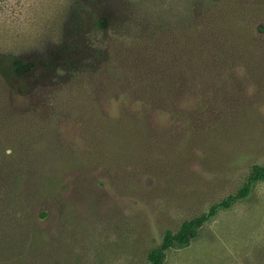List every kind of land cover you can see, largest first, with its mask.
Listing matches in <instances>:
<instances>
[{
  "label": "rangeland",
  "instance_id": "obj_1",
  "mask_svg": "<svg viewBox=\"0 0 264 264\" xmlns=\"http://www.w3.org/2000/svg\"><path fill=\"white\" fill-rule=\"evenodd\" d=\"M6 56L0 264H149L264 167V0H0ZM164 264H264V182Z\"/></svg>",
  "mask_w": 264,
  "mask_h": 264
},
{
  "label": "trees",
  "instance_id": "obj_2",
  "mask_svg": "<svg viewBox=\"0 0 264 264\" xmlns=\"http://www.w3.org/2000/svg\"><path fill=\"white\" fill-rule=\"evenodd\" d=\"M3 66L6 75L9 74L15 79L22 77L27 70L25 69L27 65L24 66L17 59H11L8 56L5 57L3 64L0 63V71ZM262 182H264V167L255 165L251 168L246 184L236 195L229 196L219 204L212 206L206 215L184 222L177 232H166L162 237L160 245L148 253V263L164 264L168 251L188 247L205 222L213 218L219 211L227 210L238 201L246 199L250 195L252 187Z\"/></svg>",
  "mask_w": 264,
  "mask_h": 264
}]
</instances>
